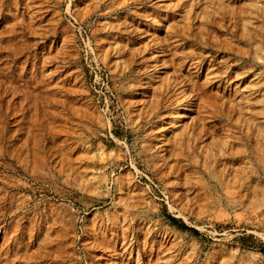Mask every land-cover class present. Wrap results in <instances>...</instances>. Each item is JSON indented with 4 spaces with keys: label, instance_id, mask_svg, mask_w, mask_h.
I'll list each match as a JSON object with an SVG mask.
<instances>
[{
    "label": "rangeland",
    "instance_id": "obj_1",
    "mask_svg": "<svg viewBox=\"0 0 264 264\" xmlns=\"http://www.w3.org/2000/svg\"><path fill=\"white\" fill-rule=\"evenodd\" d=\"M0 264H264V0H0Z\"/></svg>",
    "mask_w": 264,
    "mask_h": 264
},
{
    "label": "bare ground",
    "instance_id": "obj_2",
    "mask_svg": "<svg viewBox=\"0 0 264 264\" xmlns=\"http://www.w3.org/2000/svg\"><path fill=\"white\" fill-rule=\"evenodd\" d=\"M162 25V23L159 24V26ZM246 157V155H235V159H234V162H238V161H242L244 160V158ZM260 174V173H259ZM262 176V175H261Z\"/></svg>",
    "mask_w": 264,
    "mask_h": 264
},
{
    "label": "trees",
    "instance_id": "obj_3",
    "mask_svg": "<svg viewBox=\"0 0 264 264\" xmlns=\"http://www.w3.org/2000/svg\"><path fill=\"white\" fill-rule=\"evenodd\" d=\"M174 220H176V219H174Z\"/></svg>",
    "mask_w": 264,
    "mask_h": 264
}]
</instances>
